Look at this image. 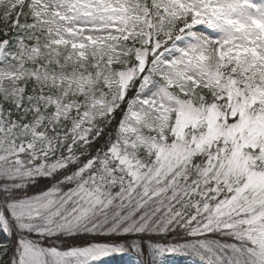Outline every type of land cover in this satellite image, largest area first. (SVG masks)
<instances>
[{
  "label": "snow or ice",
  "instance_id": "6c2138e0",
  "mask_svg": "<svg viewBox=\"0 0 264 264\" xmlns=\"http://www.w3.org/2000/svg\"><path fill=\"white\" fill-rule=\"evenodd\" d=\"M264 264V0H0V264Z\"/></svg>",
  "mask_w": 264,
  "mask_h": 264
},
{
  "label": "trees",
  "instance_id": "16d2710c",
  "mask_svg": "<svg viewBox=\"0 0 264 264\" xmlns=\"http://www.w3.org/2000/svg\"><path fill=\"white\" fill-rule=\"evenodd\" d=\"M115 263H122L119 259L114 260Z\"/></svg>",
  "mask_w": 264,
  "mask_h": 264
},
{
  "label": "rangeland",
  "instance_id": "374dc122",
  "mask_svg": "<svg viewBox=\"0 0 264 264\" xmlns=\"http://www.w3.org/2000/svg\"><path fill=\"white\" fill-rule=\"evenodd\" d=\"M113 264H116V263L113 261Z\"/></svg>",
  "mask_w": 264,
  "mask_h": 264
}]
</instances>
